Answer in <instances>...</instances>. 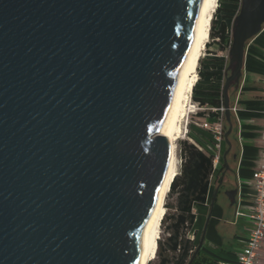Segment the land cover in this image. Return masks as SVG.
<instances>
[{
    "label": "water",
    "instance_id": "obj_1",
    "mask_svg": "<svg viewBox=\"0 0 264 264\" xmlns=\"http://www.w3.org/2000/svg\"><path fill=\"white\" fill-rule=\"evenodd\" d=\"M201 3L0 0V264H137ZM263 25L264 0H240L225 168L227 91Z\"/></svg>",
    "mask_w": 264,
    "mask_h": 264
},
{
    "label": "trees",
    "instance_id": "obj_2",
    "mask_svg": "<svg viewBox=\"0 0 264 264\" xmlns=\"http://www.w3.org/2000/svg\"><path fill=\"white\" fill-rule=\"evenodd\" d=\"M220 1L235 3L236 6L222 7L219 5L216 8L210 24L209 38L211 39V42L206 44L207 50H209L211 43H215L220 51H226L231 43V36L228 34L226 21L228 19H233L235 16L239 0ZM218 14H222L220 21L216 18ZM222 61L225 62L226 59L220 60L214 58L211 62L199 60V79L192 89V101L200 108L205 109V111L210 108H218L221 103L220 99H223L222 87L225 76L224 72L227 65L223 64ZM223 65L224 67H222ZM206 114L211 122L215 119L214 114L209 111ZM197 115L199 117L205 116L204 113H198ZM226 127H228V125L225 119H223L224 133L226 132ZM190 139L199 146L212 143L211 140H206L198 134L191 136ZM228 140L231 145V152L233 149L232 132L229 134ZM226 150L227 145L225 143L224 151ZM179 156L181 159L180 172L173 179L167 194V197L175 195V214L170 218L171 223L168 228L170 233L166 239L168 254L162 256L159 264H217L215 259H212L203 253V246L194 255L200 239L197 242H194V240L188 237L187 234L193 231L195 226L196 214L193 213V209H195L196 206H204L207 203L209 191L214 182L219 184L220 187L217 191H213L209 205H211L212 201L214 204L216 203V197L220 191H222V179L224 173H226L225 165L222 163L216 174L213 175L211 157L204 151L199 150L194 144L187 141H181L179 143ZM165 207L166 209L168 208L167 204H165ZM167 218V212L165 214L163 213L159 220L158 230L160 229V222L162 224L165 223ZM193 235H196V233L193 232ZM158 239L159 234L155 242L153 256L154 253H156V255L162 253V246L161 243L157 241Z\"/></svg>",
    "mask_w": 264,
    "mask_h": 264
},
{
    "label": "crops",
    "instance_id": "obj_3",
    "mask_svg": "<svg viewBox=\"0 0 264 264\" xmlns=\"http://www.w3.org/2000/svg\"><path fill=\"white\" fill-rule=\"evenodd\" d=\"M227 97L230 109L231 132L233 134V149L231 152L229 150L226 155L227 168H225V171L230 172L232 176L233 188L226 189L223 192L220 191V193H224L228 206L233 209L234 221L232 224L234 226V223L238 225L234 238L237 240L239 247L231 250L225 246L223 239H219L216 243L218 247L214 251V258L206 249L209 242L204 240L203 253L215 259L217 264L232 262L251 228L248 218L236 217L235 212L241 210L245 212L251 205L247 197V194H249L248 185L251 182L253 170L261 160V150L264 147V25L260 33L246 42L241 77L237 83L230 85ZM231 190H236L234 202L227 196V192ZM210 193L209 191L207 203L204 206H196L193 209V213L196 214L195 226L198 223L197 221H200V218L205 216L207 212L209 214L216 204L213 203L212 208L208 204L212 195ZM216 198L218 199V195ZM218 211L220 213V210ZM195 226L191 233H197Z\"/></svg>",
    "mask_w": 264,
    "mask_h": 264
},
{
    "label": "bare ground",
    "instance_id": "obj_4",
    "mask_svg": "<svg viewBox=\"0 0 264 264\" xmlns=\"http://www.w3.org/2000/svg\"><path fill=\"white\" fill-rule=\"evenodd\" d=\"M218 0H202L193 34V44L188 53L184 74L177 87L172 106L167 109L162 122L161 137H166L170 145V161L165 180L158 193L151 219L145 229L140 243L137 264H148L153 256L155 242L158 237L159 220L165 210V200L173 179L178 174V156L176 142L183 135L182 124L193 111L191 94L197 81V67L202 52L209 40L211 20Z\"/></svg>",
    "mask_w": 264,
    "mask_h": 264
},
{
    "label": "rangeland",
    "instance_id": "obj_5",
    "mask_svg": "<svg viewBox=\"0 0 264 264\" xmlns=\"http://www.w3.org/2000/svg\"><path fill=\"white\" fill-rule=\"evenodd\" d=\"M219 5H221L222 7H224V6H230V7L236 6L235 3L234 4L233 3H226V1L221 2L220 0H218V6ZM221 15L222 14H218L216 16L218 21L221 20ZM232 20L233 19H228L226 21L227 31H228V34H230V36H231ZM208 42H211L210 38H209ZM229 48L226 49V51H220L217 48V46L215 45V43H211L209 50H207V48L204 49L203 52L205 53V55L203 58H202V56H203V52H202L200 60H204V62H211L214 60V58H218L220 60L226 59L227 63H226V61L225 62L222 61V62H223V64H226L227 68H228V63H229L228 51H229ZM199 67H200V64H198L197 70ZM222 67H224V65ZM229 72H230V70H229ZM198 79H199V77H198ZM190 101L192 102V106L194 107L193 111H192V113L189 114V116L183 122V124H182L183 135L176 142V149H177V156H178V174L180 172V164H181V159L179 156V143L181 141H187V142L192 144L190 137L194 136L195 134H198L199 136L204 137L206 140H211V142L213 140L211 132L208 130H204L200 127V125H201V123H203V119L206 117V115H207L206 113L208 111H205V109L200 108L196 103H194L192 101V94H191ZM198 113H204L205 116L199 117L197 115ZM226 128H228V127H226ZM222 180H223L222 187H221L222 192L226 189L228 190L230 188H233V179H232L230 172L224 173ZM219 187H220L219 184H216V182H214L213 185L211 186V189H210L211 193L210 194H212L214 190H218ZM222 192L218 194L217 202L211 210L210 221L207 223V228H206L205 236H204V240H207L209 242L208 247L206 249L209 252V254L211 253V255H213L214 258H215L214 251H216V248L218 247V245L216 246V243L219 239H221V240L223 239V243L225 244V246H227L231 250H235L239 247L237 240H235V238H234V234L238 228V225L236 223H234L235 226L232 224V222L234 221L233 209L228 206V201H227L226 197L224 196V193H222ZM165 204H167L168 208L166 209V207H165L164 214L167 212L168 218L166 219L165 223L162 224L160 222V229H159L160 233L158 230L159 239L157 240L161 243L162 253H160L159 255H156V253H154L153 258L148 262V264H159L160 260L162 259V256L168 254V250L166 247V239L168 238L169 233H170L168 230L169 225L171 223L170 218H172V215L175 214V195H171L169 197H166ZM207 208H208V205H207ZM218 210H220V213ZM207 214H208V212H207ZM207 214H205V216L202 215L203 217L200 218V221L199 220L197 221L198 223L195 226L197 228L196 229L197 233H196V235H192L194 242H197L201 237V231H203V229H204ZM190 236H191V234H190ZM156 247H157V244H156ZM155 251H156V249H155ZM257 264H264V244L262 245V248L259 251V260H258Z\"/></svg>",
    "mask_w": 264,
    "mask_h": 264
},
{
    "label": "built area",
    "instance_id": "obj_6",
    "mask_svg": "<svg viewBox=\"0 0 264 264\" xmlns=\"http://www.w3.org/2000/svg\"><path fill=\"white\" fill-rule=\"evenodd\" d=\"M239 6L240 2H238L237 12L239 10ZM230 45L231 43L229 44V47ZM204 55L205 53L203 52L202 58L204 57ZM220 101L221 103L218 108H210L207 110L210 113L214 114L215 119L211 122L208 119V115H206V117L203 119V123H201L200 125L202 129L211 132L213 138L212 143L208 145L199 146L192 139H190L192 144H194L199 150L204 151L207 155L211 157L213 175L216 174L219 166L223 162L225 145V133L223 130V119L225 109L223 106V99L221 98ZM248 189L249 194H247V197L250 200L251 205L249 206V209H247V211L245 212H242V210L236 211L235 216L248 218L251 224V228L247 238L243 242L241 249L235 254L232 262L225 264L258 263L259 251L262 248V245L264 244V147L261 150V160L258 166L252 172L251 182L248 185ZM192 235L193 233L191 232L187 234L188 237L193 239Z\"/></svg>",
    "mask_w": 264,
    "mask_h": 264
},
{
    "label": "flooded vegetation",
    "instance_id": "obj_7",
    "mask_svg": "<svg viewBox=\"0 0 264 264\" xmlns=\"http://www.w3.org/2000/svg\"><path fill=\"white\" fill-rule=\"evenodd\" d=\"M229 70H230V68L228 67V68H226V70H225V72H224V79H225V77L226 76H228L229 74H230V72H231V70H230V72H229Z\"/></svg>",
    "mask_w": 264,
    "mask_h": 264
}]
</instances>
